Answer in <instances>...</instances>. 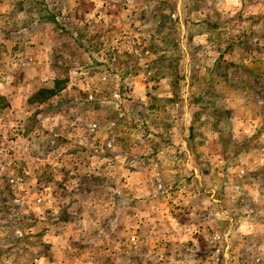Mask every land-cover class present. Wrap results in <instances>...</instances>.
Listing matches in <instances>:
<instances>
[{"label": "crops", "instance_id": "obj_1", "mask_svg": "<svg viewBox=\"0 0 264 264\" xmlns=\"http://www.w3.org/2000/svg\"><path fill=\"white\" fill-rule=\"evenodd\" d=\"M181 1L175 0L174 10L185 16L186 41L200 55L201 67L183 73L179 85L168 76L155 88V101H149L150 93L134 81L127 93L133 104L118 116L116 107L82 95L66 102L65 86L48 85L54 75L25 94L24 107L35 114L31 124L40 132L28 154L33 163L30 181L42 188L47 207L51 206L50 222L44 225L52 248L48 264H126L119 252L130 228L138 233L131 254L135 264H232V256L244 262L251 251L264 255V106L254 104L250 90L230 87L223 73L226 56L237 59L230 66L241 64L247 77H256L257 69L264 72V63L257 66L264 61V47L257 56L242 43L244 55L238 60L237 40L225 44V22L215 20L218 11L210 18L209 9H199L195 0L192 7L187 6L190 0L182 1L184 6ZM129 4L123 2L122 11ZM131 7L137 8L134 3ZM99 18V25L106 27L102 23L107 21ZM148 27L161 31L167 24ZM210 31L218 32L217 37H209ZM258 34L263 40L264 33ZM124 43L127 46V39ZM5 83L0 75V118L16 109L11 89L4 91ZM91 118L98 120L103 132L109 120L113 132L119 124L124 130L125 136L116 137L107 154L115 160L109 168L111 177L105 173L103 157L88 148L84 124ZM9 123L13 122L0 119L1 135ZM154 164L163 183L171 186L166 201L150 195ZM63 179L74 187L69 192L76 190L77 195L60 203ZM206 232L221 234L214 259L201 258L212 252L204 240Z\"/></svg>", "mask_w": 264, "mask_h": 264}, {"label": "rangeland", "instance_id": "obj_2", "mask_svg": "<svg viewBox=\"0 0 264 264\" xmlns=\"http://www.w3.org/2000/svg\"><path fill=\"white\" fill-rule=\"evenodd\" d=\"M126 1L130 6H125L122 11V4ZM182 1L181 5L184 6ZM194 2L199 9L208 8L210 18L214 17L212 14L215 10L218 11L215 20L225 22L226 29L222 32L225 44L237 40L234 46L238 60L240 55H244L242 43L244 48L255 51L257 56L261 53L264 39L261 40L258 33H264V0ZM133 3L137 8L131 9ZM175 3V0H0V75L7 82L4 91L11 89V98L16 106V109L0 118L1 121L8 119L13 122L5 125L0 134V264H48L52 255L51 244L45 240L48 228L44 226L50 222L51 206L47 207L42 188L30 181L29 165L33 163L29 162L28 154L34 149V139H40V132L31 124L35 114L28 107L25 108V94L38 82L43 83L45 78L54 75V82L46 84L53 88L65 86L66 102L72 101L74 96L79 100L82 95L85 99L95 100L97 104L116 107L118 116L133 104L127 101L130 100L127 93L134 81L141 82L150 93L147 94L149 101H155V88L163 84L168 76L172 75L173 84L176 82L179 85L177 79L183 73L197 72L201 67L198 60L201 59L200 55L186 41L183 29L185 16L174 10ZM192 3L193 0H190L187 6L192 7ZM91 7L100 8V13L89 10ZM47 12L54 14L55 24L47 23L51 21ZM99 17L107 21L102 23L106 27L99 25ZM158 23L167 24V28L161 31L148 29V25ZM253 28L259 32H251ZM208 34L213 38L217 37L218 32L210 31ZM126 39L127 46L124 43ZM256 42H262V45H255ZM134 49L148 52L135 55ZM225 58L224 81L232 88L250 90L254 104L263 107L264 101L258 104L256 100H264V72L257 69L256 77L252 74L247 77L241 64L235 69L230 66L237 59ZM262 63L264 61L257 63V66ZM89 91L92 95L86 96ZM88 110L87 107L85 112ZM91 124L95 126L91 127ZM97 124L95 118L84 124L85 137H90L87 145L93 155L103 157V165L107 167L105 173L111 177L109 168L114 166L115 160L107 154L117 141L116 137L122 139L125 133L120 124L118 131L113 132L110 129L111 120L103 124L104 132ZM96 136L103 139L98 142ZM109 138L112 140L110 146L106 147L103 144ZM94 144L99 146L96 152L93 150ZM107 161H110V165L106 164ZM154 166L150 195L152 200L166 201L171 196V186L163 183L156 172L157 166ZM60 182V188L64 190L58 191L61 196L57 192V202L75 198L77 192H69L74 187L69 185L68 180ZM261 198L264 199V196ZM130 229V235L119 253L125 257L126 264H135L131 254L137 245L138 233L136 228ZM208 234L204 240L212 252L201 256L202 259L216 258L213 253L222 240L218 232ZM224 258L228 261L229 256ZM229 260L232 264H264V255L251 251L245 255L244 262L239 261L237 256Z\"/></svg>", "mask_w": 264, "mask_h": 264}, {"label": "built area", "instance_id": "obj_3", "mask_svg": "<svg viewBox=\"0 0 264 264\" xmlns=\"http://www.w3.org/2000/svg\"><path fill=\"white\" fill-rule=\"evenodd\" d=\"M133 52H134L135 55H145V54H147L148 51H147V50H143V51H141V50H139V49H134ZM146 73H147V75H148V74H149V70H148ZM263 101H264V100L260 98V99H257V100H256V103L261 104V103H263ZM94 126H95L94 124H91V127H94ZM111 140H112L111 138L107 139V140L104 142L103 145L106 146V147L110 146V141H111ZM98 148H99V146H98L97 144H94V145H93V150H94L95 152L98 150ZM106 164H107V165H110V161H107ZM36 201L39 202L40 200L37 199ZM131 239H132V238H131Z\"/></svg>", "mask_w": 264, "mask_h": 264}, {"label": "trees", "instance_id": "obj_4", "mask_svg": "<svg viewBox=\"0 0 264 264\" xmlns=\"http://www.w3.org/2000/svg\"><path fill=\"white\" fill-rule=\"evenodd\" d=\"M47 15H49V17L52 19L51 21L55 24L56 20H54V18H55L54 14L52 12H50Z\"/></svg>", "mask_w": 264, "mask_h": 264}]
</instances>
